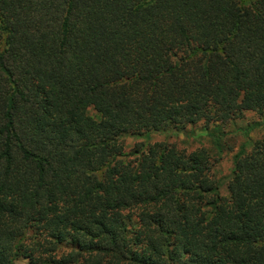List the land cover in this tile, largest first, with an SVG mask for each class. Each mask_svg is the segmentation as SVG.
I'll use <instances>...</instances> for the list:
<instances>
[{
	"label": "trees",
	"instance_id": "1",
	"mask_svg": "<svg viewBox=\"0 0 264 264\" xmlns=\"http://www.w3.org/2000/svg\"><path fill=\"white\" fill-rule=\"evenodd\" d=\"M246 112L264 0H0V264H264V135L121 142Z\"/></svg>",
	"mask_w": 264,
	"mask_h": 264
},
{
	"label": "rangeland",
	"instance_id": "2",
	"mask_svg": "<svg viewBox=\"0 0 264 264\" xmlns=\"http://www.w3.org/2000/svg\"><path fill=\"white\" fill-rule=\"evenodd\" d=\"M214 135L215 137H213ZM264 135V113L258 116L252 112H246L239 119L224 126L215 127L211 124L197 123L188 125L182 131L167 130L161 132H149L140 135H124L121 137L123 150L128 153L134 145L142 147L155 142L172 144L177 149L186 152L204 148L212 156L211 175L219 184L218 193L225 194V186L231 168L232 156L239 147ZM15 264H26L24 260H17Z\"/></svg>",
	"mask_w": 264,
	"mask_h": 264
}]
</instances>
